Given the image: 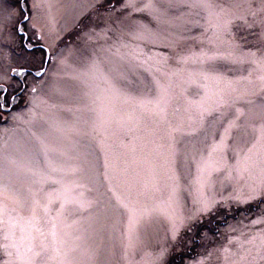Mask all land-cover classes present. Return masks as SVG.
<instances>
[{
    "label": "snow or ice",
    "instance_id": "6c2138e0",
    "mask_svg": "<svg viewBox=\"0 0 264 264\" xmlns=\"http://www.w3.org/2000/svg\"><path fill=\"white\" fill-rule=\"evenodd\" d=\"M54 9L0 0V264H264V0Z\"/></svg>",
    "mask_w": 264,
    "mask_h": 264
},
{
    "label": "rangeland",
    "instance_id": "374dc122",
    "mask_svg": "<svg viewBox=\"0 0 264 264\" xmlns=\"http://www.w3.org/2000/svg\"><path fill=\"white\" fill-rule=\"evenodd\" d=\"M89 0H56L59 5V10L54 9L56 15V28L63 34V40L60 42V46L63 47L65 44L74 43L78 32L81 30L82 26L88 22V9L87 4ZM29 105L26 100L21 101L19 105H16L13 109L14 112L23 113L25 119H27V110ZM26 125L20 123L19 121H14L9 116L5 119L0 116V146H3L5 141L9 144H15L17 140H23L27 135L23 129ZM144 179H150V175L147 171L144 173ZM100 187L102 191H106L103 186V179L100 178ZM86 196L92 195V193L85 192ZM258 210L257 205H249L242 207H233L232 211L227 213L225 218L229 223L236 224L238 221L243 220L245 224L249 223L250 219H254V212ZM27 215V212L24 213ZM248 217L249 219H244ZM220 228H225L224 220L217 221ZM233 235H238V233H233ZM224 239L220 237L217 243H224ZM203 249L196 248L195 251H191L185 257L187 260L189 257L192 259L197 258V253L202 252Z\"/></svg>",
    "mask_w": 264,
    "mask_h": 264
}]
</instances>
